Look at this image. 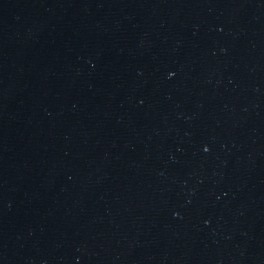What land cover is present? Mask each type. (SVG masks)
Here are the masks:
<instances>
[{
	"label": "water",
	"instance_id": "95a60500",
	"mask_svg": "<svg viewBox=\"0 0 264 264\" xmlns=\"http://www.w3.org/2000/svg\"><path fill=\"white\" fill-rule=\"evenodd\" d=\"M0 264H264V0H0Z\"/></svg>",
	"mask_w": 264,
	"mask_h": 264
}]
</instances>
